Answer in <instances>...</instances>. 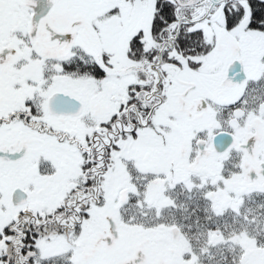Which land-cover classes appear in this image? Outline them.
I'll return each instance as SVG.
<instances>
[{
	"label": "snow or ice",
	"instance_id": "6c2138e0",
	"mask_svg": "<svg viewBox=\"0 0 264 264\" xmlns=\"http://www.w3.org/2000/svg\"><path fill=\"white\" fill-rule=\"evenodd\" d=\"M0 264H264V0H0Z\"/></svg>",
	"mask_w": 264,
	"mask_h": 264
}]
</instances>
